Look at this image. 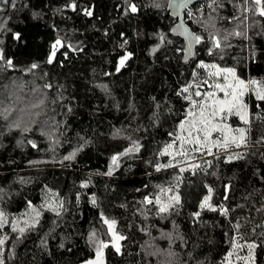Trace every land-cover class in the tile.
Masks as SVG:
<instances>
[{
	"label": "trees",
	"instance_id": "1",
	"mask_svg": "<svg viewBox=\"0 0 264 264\" xmlns=\"http://www.w3.org/2000/svg\"><path fill=\"white\" fill-rule=\"evenodd\" d=\"M168 1L0 0L4 264H87L101 241L105 264H264V101L255 86L242 98L249 122L224 121L246 129V144L208 154L185 143L188 156L176 155L181 122L199 111L186 97L224 96L210 87L223 74L209 77L215 69L201 61L264 87V16L253 0H207L192 18L188 9L202 40L186 54ZM177 194L160 213L156 197ZM209 195L215 211L200 207ZM105 218L125 237L119 252ZM253 243V259H238Z\"/></svg>",
	"mask_w": 264,
	"mask_h": 264
},
{
	"label": "snow or ice",
	"instance_id": "2",
	"mask_svg": "<svg viewBox=\"0 0 264 264\" xmlns=\"http://www.w3.org/2000/svg\"><path fill=\"white\" fill-rule=\"evenodd\" d=\"M188 0H179V3L176 4L177 8H183L187 7ZM253 3L256 5V7L259 9V14L261 16H264V0H253ZM73 8H75V4L71 5ZM159 5H157L158 7ZM129 9L131 12H137L138 9L135 4H129ZM89 15H91V12H88ZM183 24L177 25V28L174 29V31L178 29H182ZM184 33L187 34L189 39V47L188 51L191 53L192 44L194 43H200L202 40V37L195 35L194 33L188 32L187 29H184ZM235 35H242V33H235ZM163 39V37H161ZM214 39V47L219 48L220 40L219 38H213ZM227 39V37H225ZM61 42L59 40L56 41V45H59ZM56 45H53V53L52 55H55ZM131 55L130 53L128 54ZM128 57L125 56L121 59L120 64L123 66L124 60H126ZM0 59H3L2 54H0ZM8 64L11 65V61H8ZM200 67L204 68H211L215 69V71H211L208 73L209 77H216L223 74V78L225 80L224 84L220 83H213L210 85V87L215 88L219 92H222L224 94L223 99L219 98L217 96L216 91H208L206 93H201L200 91H196V96H202L203 99L201 101L193 100L191 96H187L186 99L191 100L193 105H197L199 103V111L188 112V117L184 122H181L180 128L183 130L187 126V137L185 136H179L177 139L181 142L180 143V150L176 153L178 156H188V151L185 150L184 144L187 143L188 145L192 146L191 151L193 152H200L201 150L207 151L208 154H212V148H223L227 149L230 145H236L237 147L246 144V129L245 128H236L233 129L230 125L224 123V121L227 119V117H230L231 115L235 114L239 116V118L244 121L245 123L249 122L248 117V111H247V105L243 103V96L245 93L249 90V84L255 86V92L256 97L258 100L264 101V87L260 86V82L256 80L248 81L247 83L240 79L238 76H236V71L233 68H220L218 65H207L204 64L203 61H201ZM33 68L36 67V65L32 66ZM119 70V69H117ZM231 77V79H229ZM204 83H207L206 81ZM189 85L188 87H185L182 89L184 93H187L189 91ZM197 88L200 87V85L196 86ZM18 126V125H17ZM219 133L220 137L222 139H212L213 133ZM175 143V142H174ZM173 144L167 145L165 148V152H168V149L173 148ZM35 147V145L33 144ZM75 156V153H72L71 155L65 157V159H72ZM239 158V156H237ZM118 157H113V163H116ZM231 159V157H229ZM172 164L168 165H159L157 166V170H159L160 167H172ZM191 167L195 168L198 167V165H191ZM181 171H184L183 168L180 169ZM163 191L171 192L172 189L169 188L167 190L162 189ZM211 188L209 189V193H211ZM211 196H206L204 198V201L200 205V207L203 209L205 207H208L209 209L215 211L216 208H214L210 203ZM180 200L179 195H173L170 197L169 203H164L161 201L160 197L157 196L155 199V203L160 205L159 212L160 213H166L170 210L173 203H178ZM145 201L149 204L153 203V200L145 197ZM95 202V201H93ZM221 214L227 215L228 209L221 207L220 209ZM39 215V213H37ZM195 215L199 216V212H197ZM4 223V217L3 213L0 212V226H2ZM104 223L108 225L109 231L112 232L113 236V245L116 247V250L119 252L120 245L118 241L125 239V237L118 235L115 232V224L116 221L112 220L109 221L107 218L104 219ZM239 227V225H237ZM21 233H23L24 229H20ZM93 237H95V233L92 234ZM5 237L4 239H0V246L4 245L5 243ZM247 248L249 249V255L247 257H238V259H242L244 261H248L253 259L252 256V250L256 247V245L253 244H247ZM108 247V244L104 243L103 241L100 242V246L97 248L96 261H88L87 264H102V257H103V248ZM235 247L243 248L245 245L236 244ZM232 253H229V256H231ZM0 264H4V261L2 259V256H0Z\"/></svg>",
	"mask_w": 264,
	"mask_h": 264
},
{
	"label": "water",
	"instance_id": "3",
	"mask_svg": "<svg viewBox=\"0 0 264 264\" xmlns=\"http://www.w3.org/2000/svg\"><path fill=\"white\" fill-rule=\"evenodd\" d=\"M200 1H203V0H188L187 7H183V8H177L176 7V4L179 3V0H169L168 1V9H169L170 13L177 18V22H176L173 30L177 28V25L183 24V28L182 29H178V30H176L174 32L179 34V35H181L184 38L185 46H186V48H185L186 54L187 53L189 54V51H188L189 39H188L187 34L184 33V29H187L188 32H190V33H194V32H193V30L189 27V25L185 21V13L190 7H192L194 4H196L197 2H200ZM195 45H196V43L193 42L192 48H191V52H193V50L195 48ZM159 46L160 45L153 46L151 48V50H150V53L154 54L158 50ZM47 87L49 89L51 88L50 86H47ZM131 150L135 151V148L132 147Z\"/></svg>",
	"mask_w": 264,
	"mask_h": 264
},
{
	"label": "built area",
	"instance_id": "4",
	"mask_svg": "<svg viewBox=\"0 0 264 264\" xmlns=\"http://www.w3.org/2000/svg\"><path fill=\"white\" fill-rule=\"evenodd\" d=\"M206 1H207V0H203V1L198 2L199 5L197 6V8L190 7V8H189V11H188V13H189V17L192 18V17L196 16V11H197L198 9L202 8V7L204 6V4L206 3Z\"/></svg>",
	"mask_w": 264,
	"mask_h": 264
},
{
	"label": "rangeland",
	"instance_id": "5",
	"mask_svg": "<svg viewBox=\"0 0 264 264\" xmlns=\"http://www.w3.org/2000/svg\"><path fill=\"white\" fill-rule=\"evenodd\" d=\"M115 232L118 234V232L116 231V225H115ZM110 232V231H109ZM110 234H111V237H112V241H113V236H112V232H110ZM118 235H120V234H118ZM113 243V242H112ZM118 243H119V245H120V243H121V240L120 241H118ZM116 248V247H115ZM97 260V256L93 259V260H90V261H96ZM102 264H105V259H104V251H103V257H102Z\"/></svg>",
	"mask_w": 264,
	"mask_h": 264
},
{
	"label": "bare ground",
	"instance_id": "6",
	"mask_svg": "<svg viewBox=\"0 0 264 264\" xmlns=\"http://www.w3.org/2000/svg\"><path fill=\"white\" fill-rule=\"evenodd\" d=\"M207 2V1H206Z\"/></svg>",
	"mask_w": 264,
	"mask_h": 264
}]
</instances>
